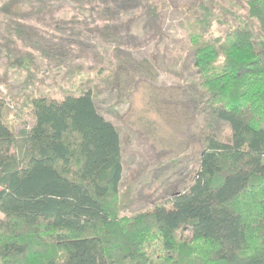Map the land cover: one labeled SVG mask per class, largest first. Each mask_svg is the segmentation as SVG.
Instances as JSON below:
<instances>
[{
    "label": "trees",
    "instance_id": "1",
    "mask_svg": "<svg viewBox=\"0 0 264 264\" xmlns=\"http://www.w3.org/2000/svg\"><path fill=\"white\" fill-rule=\"evenodd\" d=\"M83 1L0 0V59L28 69L42 49L29 21ZM145 1L155 21L162 5ZM184 28L206 145L185 190L130 215L121 133L93 79L77 83L83 66L60 96L23 85L34 122L20 135L0 87V264H264V0H193Z\"/></svg>",
    "mask_w": 264,
    "mask_h": 264
},
{
    "label": "rangeland",
    "instance_id": "2",
    "mask_svg": "<svg viewBox=\"0 0 264 264\" xmlns=\"http://www.w3.org/2000/svg\"><path fill=\"white\" fill-rule=\"evenodd\" d=\"M154 1L162 5L155 21L145 0H110L106 6L86 0L79 8L78 3L65 5L53 15L29 21L42 49L30 48L33 59L28 69L10 67L0 59V87L7 100L3 117L17 135L34 122L16 105L23 85L34 81L60 96L70 88V71L83 66L77 83L80 76L93 79L100 112L121 133L122 215L185 190L206 145L204 118L189 98L192 65L178 61L180 47L174 44L185 34L193 0ZM171 67L181 74L167 70ZM101 69L108 74L99 76Z\"/></svg>",
    "mask_w": 264,
    "mask_h": 264
}]
</instances>
